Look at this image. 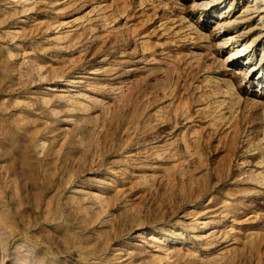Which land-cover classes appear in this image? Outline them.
<instances>
[{"label": "rangeland", "instance_id": "rangeland-1", "mask_svg": "<svg viewBox=\"0 0 264 264\" xmlns=\"http://www.w3.org/2000/svg\"><path fill=\"white\" fill-rule=\"evenodd\" d=\"M263 2L0 0V264H264Z\"/></svg>", "mask_w": 264, "mask_h": 264}, {"label": "bare ground", "instance_id": "bare-ground-1", "mask_svg": "<svg viewBox=\"0 0 264 264\" xmlns=\"http://www.w3.org/2000/svg\"><path fill=\"white\" fill-rule=\"evenodd\" d=\"M260 1H264V0H260ZM261 7H264V2H263V4L261 5ZM255 11V10H254ZM263 11V9L262 8H260V12H262ZM261 31V30H260ZM252 32H254V31H252ZM263 32V31H262ZM250 35V34H249ZM230 36V35H229ZM230 37H233V36H230ZM246 47H248V46H251L252 45V41L251 42H245V43H243ZM250 67H252V65L251 66H249V68ZM246 75H248V73H246ZM244 77V76H243ZM239 85H241V83L239 84ZM263 107H264V102H263ZM264 110V109H263Z\"/></svg>", "mask_w": 264, "mask_h": 264}]
</instances>
